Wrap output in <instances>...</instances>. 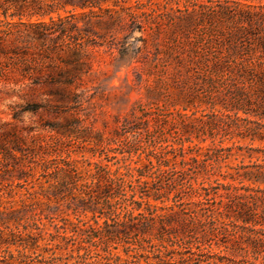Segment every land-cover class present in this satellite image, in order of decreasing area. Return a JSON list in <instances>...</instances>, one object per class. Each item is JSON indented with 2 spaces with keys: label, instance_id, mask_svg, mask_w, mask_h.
Here are the masks:
<instances>
[{
  "label": "trees",
  "instance_id": "trees-1",
  "mask_svg": "<svg viewBox=\"0 0 264 264\" xmlns=\"http://www.w3.org/2000/svg\"><path fill=\"white\" fill-rule=\"evenodd\" d=\"M96 47L121 57L141 53L136 62L146 67L138 79L152 78L147 101L117 121L107 140L116 147H100L93 151L96 161L80 166L17 137L4 149L12 159L20 154L16 180L37 182L47 201L63 202L75 216L74 222L60 217L55 227L69 247L56 264H255L211 252L237 246V235L225 227L254 222L260 212L248 201L233 202L241 197L227 193L229 184L214 179L205 185L225 178L220 164L231 148L202 146L215 129L203 119L190 127L186 111L204 105L210 121L229 118L237 136L264 142V0H0V78L6 83L32 73L45 76L31 84L45 86L47 98H74ZM250 150L261 154V164L236 172L238 183L264 184V151ZM23 202L22 209L9 206L0 224L14 223L9 235L29 237L36 247L32 226L40 214ZM87 213L92 223L79 219ZM118 248L123 257L114 253ZM39 256L22 263L45 264ZM8 259L1 256L0 264H11Z\"/></svg>",
  "mask_w": 264,
  "mask_h": 264
},
{
  "label": "rangeland",
  "instance_id": "rangeland-1",
  "mask_svg": "<svg viewBox=\"0 0 264 264\" xmlns=\"http://www.w3.org/2000/svg\"><path fill=\"white\" fill-rule=\"evenodd\" d=\"M151 50V47L147 50L148 58L151 57ZM142 57L144 56L141 53L121 57L116 51H109L106 47L91 49L88 56L89 70L80 76L78 88L75 90L77 96L64 101L47 98L45 86L31 84L33 81L31 79L38 78L35 81H42L45 76L28 73L24 80L17 77L16 85L13 84L14 81L6 83L0 78V145L4 143L3 147L0 146V217H4L9 206L22 209L23 200L24 209H34L40 214V219L36 221L38 229L32 226L33 237L37 241L36 247L29 246L32 242L29 237L14 238L9 235L11 230H15L14 223L8 222L7 229L0 224V257H11L12 259H8L11 264H23L22 260L28 255L31 257L40 255L38 259L45 264H56V258L64 261L69 253V247L65 248L66 241L60 237L62 229L57 232L55 227L61 225L60 217L75 221V216L70 209H66L63 202L56 204L52 198L51 201L44 198L37 182H30L32 179L28 178L29 183L26 184L23 182L24 178L20 181L15 179L17 172L14 167L18 165L20 154L15 152L17 159H12L4 149H10V141L17 137L30 149L38 145L55 149L61 158L69 157L75 160L78 166L83 160L96 161L98 157L93 151H98L103 146L116 147L114 143L110 145L106 143L114 137L117 121H122L134 107L147 101L146 88L152 86V78L142 75L141 81L138 79L137 75L143 74L146 67L136 62V59L140 60ZM52 73L55 74L56 69ZM186 112L189 115L190 127H200L199 120L203 119L207 121L208 126L215 129L214 137L208 138L202 146L231 148V156L220 164V173L225 178L212 177L205 185L214 179H218L222 185L229 184L231 187L227 193L241 197V199L231 197L233 202L248 201L257 207L258 213L260 212L259 217L254 218V222L243 224L238 221L234 225L225 227L227 231L237 235L236 245H238L234 246L236 248L224 252L223 247H212L211 252H219L221 255L233 256L237 259L244 258L255 264H264V184H253L247 180L238 183L239 179L235 175L236 172L249 171L251 165L261 164L259 161L261 154L250 149L264 151V142L237 136L235 122L229 118L219 119L218 116L210 121L211 110L204 105L191 107ZM157 136L158 134H153L154 138ZM120 139L115 137L116 142ZM140 139L145 143L150 137L142 133ZM94 143H98V146L94 147ZM30 173L36 177L39 169L35 168ZM229 175L235 180H231ZM17 183L23 184L28 192ZM219 193L226 192L220 189ZM223 200L228 201L226 198ZM50 211L55 212L51 214ZM46 213L57 219L44 218L43 215ZM90 217L91 214L87 213L80 215L79 219L82 222L92 223ZM98 222L101 223L102 219ZM19 229L22 231L21 227ZM24 245L29 248L23 250ZM114 253L124 256L120 248ZM140 263L143 264L144 261L141 260Z\"/></svg>",
  "mask_w": 264,
  "mask_h": 264
}]
</instances>
